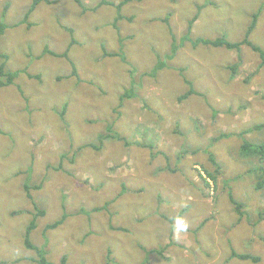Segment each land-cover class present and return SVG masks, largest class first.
Segmentation results:
<instances>
[{
	"label": "rangeland",
	"instance_id": "1",
	"mask_svg": "<svg viewBox=\"0 0 264 264\" xmlns=\"http://www.w3.org/2000/svg\"><path fill=\"white\" fill-rule=\"evenodd\" d=\"M40 1L26 17L33 0H0L11 27L0 53L22 71L0 88V264H35L24 259L33 252L24 246L33 215V240L40 245L49 233L53 264L64 253L68 264H264L262 174L257 158L241 153L245 139L264 142L260 54L186 43L167 58L171 33L179 43L208 0H131L121 18L123 0H81L83 8ZM210 1L193 38L240 41L259 12L251 40L264 49V0ZM119 52L125 62L106 55ZM160 57L168 66L155 72ZM187 67L202 95L181 100L190 88L179 70ZM109 128L124 140L85 145ZM229 193L244 203L242 217ZM233 250L258 261L231 258Z\"/></svg>",
	"mask_w": 264,
	"mask_h": 264
},
{
	"label": "trees",
	"instance_id": "2",
	"mask_svg": "<svg viewBox=\"0 0 264 264\" xmlns=\"http://www.w3.org/2000/svg\"><path fill=\"white\" fill-rule=\"evenodd\" d=\"M33 6L31 7V9L29 10V12L26 14V17H29L30 14L35 10L36 6L41 2L40 0H33ZM45 2H48L47 0H43ZM131 0H123V3H120L116 8L118 10V18H121L123 15L121 14V9L122 7L127 4L128 2H130ZM76 3L79 4V6H83L81 0H76ZM113 2H110L108 0H101L100 4L103 5H111ZM212 4L210 0L207 1V3L203 6H198V11L195 14V16L188 22V27H187V32L186 34H184L179 43H177V39L175 37V35L173 33H171L172 39H173V44H172V52L170 55L167 56L168 59H173V57L176 55L177 51L179 48H181L183 45H186V43L191 44V49L192 51L197 50L199 47H207V48H227L229 50H237L238 52L241 51L242 46H250L254 51L258 52L263 60V64H264V49L261 48L260 46L256 45L253 43V41L251 40V36L253 34V32L255 31L256 27H257V23H258V19H259V12H255L252 14L251 16V21L250 24L248 25L245 35L243 37L242 40L237 41V42H232L230 40H228L225 36H219L217 38H203V37H196L193 38V34L192 32H194V23L199 19L200 14H201V10ZM83 8V7H81ZM172 14H169L168 16L165 17L164 21L168 23V20L170 18ZM8 28H11L8 23L6 22L5 18H1L0 19V37L4 38L6 36V31ZM123 47V46H122ZM121 50L122 51V48ZM48 47L46 46L44 49V53L45 54H51L53 56H55L53 54V51L47 49ZM65 56H67V51L64 53ZM111 55V56H120L123 60V62H125V57H124V53L119 52V53H106V55ZM160 59H162L160 57ZM9 60H10V55L7 53H0V88H6L11 86L12 84H14L15 80L18 79V77L21 74V70H13L11 69L12 67L9 65ZM71 64L74 67V73L72 75L76 76L77 75V68L75 66V64L73 62H71ZM165 66H168V62L167 61H163L160 62L159 64H157V66L155 67L154 71L157 72L158 70L165 68ZM181 77L184 79L183 81L187 84V86H189V90L182 95L181 97H179V99L183 100L185 98H188L189 96H191L192 94H197V95H202L199 91H197L194 87V84L192 82V80H190L189 78H187L186 75L190 74V70L187 67V69H180L179 70ZM190 72V73H189ZM154 75V74H152ZM28 77L30 78H37L39 79V76H32L30 74H28ZM191 78V77H190ZM184 83V84H185ZM18 89L22 91V88L20 86H18ZM130 91L125 92V96L126 97H132V95L129 93ZM68 106L64 105L63 108L58 111V114L60 115V118L62 120V122H66V112H67ZM263 126L258 125L255 128L256 129H261ZM110 131H108L107 134H101L98 136V142L99 143H87L85 145H88V147H93L96 148L97 150H101L104 146L105 141H107L108 139H113V140H118V141H122L124 140L118 133L116 134L112 132V128H109ZM120 143V142H119ZM138 146H142L141 144H137ZM81 147V146H80ZM241 153L243 154L244 157H249V158H257V163L256 165V169L258 171V173L262 174V179H260L257 183V190L260 189H264V142H260V143H256V142H250L249 140L245 139L243 141V144L241 146ZM62 158L65 157L64 154L61 155ZM215 165L218 166L217 163H215ZM60 167L62 168L61 165H59L58 167H54L55 170L60 169ZM30 170H32V168H30ZM210 179H212L213 181H215V177L213 174L208 173ZM29 180V178H28ZM208 184V183H207ZM42 187V183L39 185H34L33 188L38 190L41 189ZM26 189L29 190V187L26 186ZM28 196L31 198L32 195L30 193H28ZM229 196L232 197V202L235 204L236 207V211L238 214H240V216L242 217L244 215V212L241 211V208H244V203L242 202H238L236 199H234L233 195L231 193H229ZM112 202L108 201L105 202L104 205L100 208L95 207L93 209H91V211H87L88 212V216H90L91 213H97L100 212V210H106L108 206H110ZM109 210V209H108ZM83 213V211H82ZM44 212H40V215H43ZM78 215V214H77ZM262 215H264V212H262ZM37 215H33L30 219V222L27 224L26 229H25V235H24V246H26L25 248L27 250L33 251L32 255L28 256L26 258V256L24 257V259L30 262H35V264H53L51 262V253L50 251L47 250V245H48V241H49V233L47 235L44 236V242H42L40 245H37L35 243V240H33V236H34V231L36 230V228L38 227V222H37ZM67 215L63 214L62 218L50 223L47 225L46 227V231H50V230H54L57 229L61 224L64 223L65 219H66ZM113 229H116V227H113ZM50 254V256H49ZM69 254V253H68ZM68 254H63L62 258H61V264H68V260L70 255ZM231 258H236L242 261H253L256 262L258 261V257H255L249 253H238L236 251H232L231 253Z\"/></svg>",
	"mask_w": 264,
	"mask_h": 264
}]
</instances>
